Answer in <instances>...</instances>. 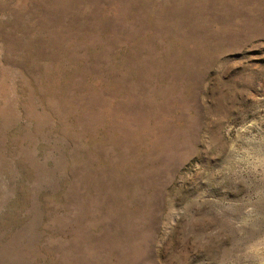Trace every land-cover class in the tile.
Returning a JSON list of instances; mask_svg holds the SVG:
<instances>
[{
	"label": "rangeland",
	"instance_id": "1",
	"mask_svg": "<svg viewBox=\"0 0 264 264\" xmlns=\"http://www.w3.org/2000/svg\"><path fill=\"white\" fill-rule=\"evenodd\" d=\"M0 264H264V0H0Z\"/></svg>",
	"mask_w": 264,
	"mask_h": 264
}]
</instances>
